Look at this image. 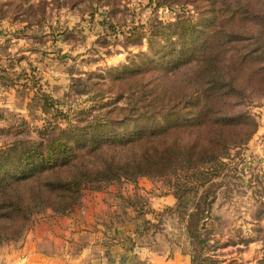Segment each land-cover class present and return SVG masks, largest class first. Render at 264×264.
<instances>
[{"label":"rangeland","instance_id":"374dc122","mask_svg":"<svg viewBox=\"0 0 264 264\" xmlns=\"http://www.w3.org/2000/svg\"><path fill=\"white\" fill-rule=\"evenodd\" d=\"M197 4L203 7L199 11ZM209 6L203 0L166 4L164 0H0V147L16 139L39 138L47 120L62 119L59 113L74 118L81 110L98 113L97 104L124 106L126 89H137V82L145 86L140 93L153 88L149 82L162 86L157 92H169L164 69L176 68L170 63L172 52L182 51L183 45L169 48L164 36L152 33L185 18L208 30L207 18L199 13ZM194 96L200 103L202 94ZM244 108L254 120L250 131L256 130L248 142L227 151L216 163L220 166L214 179L216 197L208 217L198 225L199 239L191 242L188 234L193 227L185 214L195 211L192 203L183 208L187 209L183 216L165 215L164 229L152 236L151 230L141 234L144 223L136 217L142 199L155 211L174 204L175 185L194 179L182 168L179 181L169 171L137 184L115 182L102 190H86L67 215L43 212L23 239L0 245V264H19L25 244L35 243L43 232L66 244L71 255L80 254L84 244L97 239V224L108 228L125 224L140 234L135 238L140 244L156 242V249L186 256L189 264H264V93L255 91ZM156 122L175 126L185 120ZM115 219L116 224L111 222ZM104 234L101 240L111 236ZM193 249L198 257L192 263Z\"/></svg>","mask_w":264,"mask_h":264},{"label":"trees","instance_id":"16d2710c","mask_svg":"<svg viewBox=\"0 0 264 264\" xmlns=\"http://www.w3.org/2000/svg\"><path fill=\"white\" fill-rule=\"evenodd\" d=\"M203 1L210 4L199 13L207 18L208 30L185 18L152 33L164 36L169 48L183 45L182 51L172 52L170 63L176 68L164 69L169 92H157L162 86L149 82L153 88L140 93L145 86L137 82V89H126L124 106L97 104L98 113L81 110L74 118L58 111L62 119L47 120L39 138L16 139L0 147V245L23 239L47 210L69 214L86 190L122 181L137 184L169 171L179 181L182 168L195 180L175 185L174 204L155 211L142 199L136 217L144 223L141 234L151 230L152 236L164 229L165 215L183 216V208L192 203L195 211L185 214L193 227L188 234L191 242L199 239L198 225L216 197V163L251 138L256 127L250 131L254 120L243 106L255 91L264 93V0ZM195 93L202 94L200 103ZM173 117L185 122H156ZM196 256L193 249L192 263Z\"/></svg>","mask_w":264,"mask_h":264},{"label":"crops","instance_id":"0c3cea01","mask_svg":"<svg viewBox=\"0 0 264 264\" xmlns=\"http://www.w3.org/2000/svg\"><path fill=\"white\" fill-rule=\"evenodd\" d=\"M111 222L115 223L116 219ZM109 226L108 228L97 224V239L84 244V251L75 256L64 249L66 244L59 242L57 237H49L43 232L35 243L28 241L25 244L19 264H189L186 256L168 255L159 251L154 246L156 242L151 245L140 244L135 240L140 234L133 229H127L125 224H116L113 228L112 225ZM105 232L111 236L108 240H101ZM127 236L134 242H131L132 239L128 240Z\"/></svg>","mask_w":264,"mask_h":264}]
</instances>
